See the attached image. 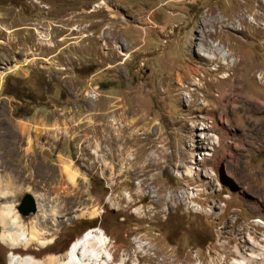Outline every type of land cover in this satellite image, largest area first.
Returning <instances> with one entry per match:
<instances>
[{
	"label": "rangeland",
	"instance_id": "374dc122",
	"mask_svg": "<svg viewBox=\"0 0 264 264\" xmlns=\"http://www.w3.org/2000/svg\"><path fill=\"white\" fill-rule=\"evenodd\" d=\"M219 42L233 68L206 57ZM231 72L254 110L229 126L216 109L213 129L200 107ZM53 125L67 134L35 131ZM1 177L25 190L22 247L42 213L17 210L26 194L69 196L45 248L12 249L0 215V264L99 227L109 264H264V0H0Z\"/></svg>",
	"mask_w": 264,
	"mask_h": 264
},
{
	"label": "bare ground",
	"instance_id": "6f19581e",
	"mask_svg": "<svg viewBox=\"0 0 264 264\" xmlns=\"http://www.w3.org/2000/svg\"><path fill=\"white\" fill-rule=\"evenodd\" d=\"M219 44L221 43L219 42L217 46H219ZM217 46H213L214 56H206L210 59L209 61L214 62L219 59L223 60L224 64L229 68L236 66L238 59L235 57L233 60H230L232 53L229 52L226 47L224 48ZM202 51V48L198 49V53L203 59L205 55ZM219 67L220 66H216L214 69L218 70ZM195 70L197 72L198 69ZM233 73L234 72L227 74L225 73L223 76L225 79H231L227 87L219 90L220 92L218 95V101H207L203 106L200 107L201 110H205L206 113L209 114L208 118L212 120L213 126H211L213 129H223V126H219V121L216 118V109H219L220 120L222 123L229 126H236L235 124L240 125L244 123L243 110H245V105L241 99L248 98L247 105L250 106V111L254 110V96L249 92L243 91L244 87L240 79L236 78L237 76L233 77ZM224 115H226V118ZM27 128L30 130L29 126H27ZM192 129L194 130L195 127L192 126ZM35 131L38 133H44L45 131L48 133L53 132L55 138H59L61 135L67 134V128L63 126L61 127L59 125L42 128L36 126ZM233 138L235 140L238 139L237 134H235ZM230 143V141L226 142L227 145ZM60 161V167L63 173L68 176V178L74 180L79 174V168L75 166L71 159H66L63 157ZM24 191L25 190H19L18 188L13 187L11 177L0 178V215L5 228L2 238L14 250L17 248H25L29 251L31 250L30 244L37 243L38 240L43 243V248H45L48 243L52 241V235H50L52 233L50 230L52 224L59 223L60 217L66 216L63 202L69 195L56 192L51 196L43 191H38L35 193V197L33 196V198L36 202V210L39 207L42 213L36 216L29 229L28 238L29 241H31L30 244L25 245L27 247H22L20 240L22 241L23 239H26L24 237L26 235V230L23 227L22 219L16 212L15 208L16 205L21 201ZM98 212V207L96 206H85L80 208L79 212L74 215V217L93 218L96 217ZM48 219L50 223L47 221ZM258 221L259 224L264 223V219L259 218ZM16 225L19 226L20 231L15 229ZM100 228L101 227H99L98 230L96 228L94 230L91 229L85 232L84 235L80 236L76 241L73 242L71 247L64 254H52L45 259H39L34 256L20 258L10 253L12 255L9 260L10 264H109L110 259H112V254L107 248V234ZM104 253L106 256H103ZM258 254L261 255L260 253ZM258 254H255V257L258 256ZM262 256H264V253H262ZM235 263L240 264V262ZM117 264H127L126 259H122Z\"/></svg>",
	"mask_w": 264,
	"mask_h": 264
},
{
	"label": "water",
	"instance_id": "95a60500",
	"mask_svg": "<svg viewBox=\"0 0 264 264\" xmlns=\"http://www.w3.org/2000/svg\"><path fill=\"white\" fill-rule=\"evenodd\" d=\"M17 210L23 215L36 212V202L34 198L31 195L26 194L22 203L17 207Z\"/></svg>",
	"mask_w": 264,
	"mask_h": 264
},
{
	"label": "built area",
	"instance_id": "2783aa9c",
	"mask_svg": "<svg viewBox=\"0 0 264 264\" xmlns=\"http://www.w3.org/2000/svg\"><path fill=\"white\" fill-rule=\"evenodd\" d=\"M87 96H88V97H91V96H93V95H92L91 92H89V93H87Z\"/></svg>",
	"mask_w": 264,
	"mask_h": 264
}]
</instances>
